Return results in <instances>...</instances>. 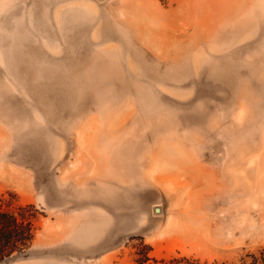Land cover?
<instances>
[{
  "label": "rangeland",
  "instance_id": "374dc122",
  "mask_svg": "<svg viewBox=\"0 0 264 264\" xmlns=\"http://www.w3.org/2000/svg\"><path fill=\"white\" fill-rule=\"evenodd\" d=\"M0 207V264L263 252L264 0H0Z\"/></svg>",
  "mask_w": 264,
  "mask_h": 264
},
{
  "label": "trees",
  "instance_id": "16d2710c",
  "mask_svg": "<svg viewBox=\"0 0 264 264\" xmlns=\"http://www.w3.org/2000/svg\"><path fill=\"white\" fill-rule=\"evenodd\" d=\"M33 238L32 225L26 218L19 219L14 214L3 211L0 207V263L15 253H24ZM241 264H264V251L259 255H248Z\"/></svg>",
  "mask_w": 264,
  "mask_h": 264
},
{
  "label": "bare ground",
  "instance_id": "6f19581e",
  "mask_svg": "<svg viewBox=\"0 0 264 264\" xmlns=\"http://www.w3.org/2000/svg\"><path fill=\"white\" fill-rule=\"evenodd\" d=\"M156 212L159 214V212H160V209L156 210Z\"/></svg>",
  "mask_w": 264,
  "mask_h": 264
}]
</instances>
